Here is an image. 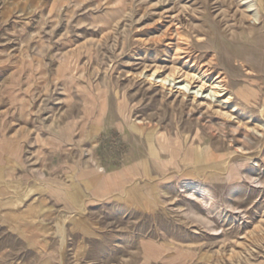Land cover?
<instances>
[{
  "label": "rangeland",
  "instance_id": "obj_1",
  "mask_svg": "<svg viewBox=\"0 0 264 264\" xmlns=\"http://www.w3.org/2000/svg\"><path fill=\"white\" fill-rule=\"evenodd\" d=\"M245 2L0 0V264H59L58 216L64 264H264V0ZM186 40L227 106L149 80L187 68Z\"/></svg>",
  "mask_w": 264,
  "mask_h": 264
},
{
  "label": "bare ground",
  "instance_id": "obj_2",
  "mask_svg": "<svg viewBox=\"0 0 264 264\" xmlns=\"http://www.w3.org/2000/svg\"><path fill=\"white\" fill-rule=\"evenodd\" d=\"M245 1H246L245 7L247 9L256 10V9H252L254 8L255 5L252 3V0H245ZM174 27L177 31H179L180 28L179 25H177V23L174 24ZM170 31H172V28L170 29ZM190 45L191 44H189L188 41L186 40L180 42L176 46L177 49L175 53L177 55V58L180 59L185 65H187L186 69H184L183 67L178 70H173L170 73H168L166 76L161 77V73H160L161 71L159 70L158 67H155V69L151 72V75L148 76L149 80H152L154 84L159 83L160 86H162L163 88L168 87L169 90H174L176 93H179L183 96L192 95L193 99H196L197 101L199 98L200 99L199 102L205 100L207 103L213 102L216 104V102H218L221 105L227 106V104L230 103L231 97L230 96L225 97L228 94V92L226 91V86L223 83V79L219 77V75L213 77L212 75L213 71L210 64L208 63L200 64L199 62H197L195 56H193L191 52ZM191 47L193 48L192 45ZM190 62H192V64H190ZM257 122L264 129V120L260 118L257 120ZM186 184H187L186 186L189 187L188 195L194 196L198 194L203 201L205 200V195L207 194L205 189H202L201 187L198 186L196 182L193 181H187ZM128 192L129 191H127V187H123L121 193H118L119 194L118 196L122 197L124 195H127ZM81 211H84V209ZM53 230L55 236L58 238V241L60 242L59 251H58L60 258L59 264H64L63 254L66 250L68 243L67 240L69 236L68 227L66 225L65 219L62 218L61 216H58V219L53 223Z\"/></svg>",
  "mask_w": 264,
  "mask_h": 264
},
{
  "label": "crops",
  "instance_id": "obj_3",
  "mask_svg": "<svg viewBox=\"0 0 264 264\" xmlns=\"http://www.w3.org/2000/svg\"><path fill=\"white\" fill-rule=\"evenodd\" d=\"M96 177L94 178L95 180H96V182L97 181H100V182H97V184L99 183V189L101 190V191H105L106 189H108V186L110 185V183H112V182H114V175H108V177L105 175V177H103L102 179L99 177V176H97V175H95ZM99 179H101V180H99Z\"/></svg>",
  "mask_w": 264,
  "mask_h": 264
}]
</instances>
